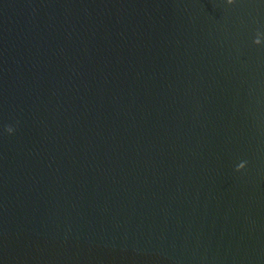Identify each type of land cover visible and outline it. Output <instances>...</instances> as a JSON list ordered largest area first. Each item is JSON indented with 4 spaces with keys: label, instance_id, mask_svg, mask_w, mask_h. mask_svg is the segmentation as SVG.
<instances>
[{
    "label": "water",
    "instance_id": "1",
    "mask_svg": "<svg viewBox=\"0 0 264 264\" xmlns=\"http://www.w3.org/2000/svg\"><path fill=\"white\" fill-rule=\"evenodd\" d=\"M0 264H264V0H0Z\"/></svg>",
    "mask_w": 264,
    "mask_h": 264
},
{
    "label": "clouds",
    "instance_id": "2",
    "mask_svg": "<svg viewBox=\"0 0 264 264\" xmlns=\"http://www.w3.org/2000/svg\"><path fill=\"white\" fill-rule=\"evenodd\" d=\"M229 3H232V0H228ZM255 43L259 44L260 43V40L259 38L256 39ZM7 131L9 133H12L14 131V129L11 127V126H8L7 127ZM244 167V162H242L241 164L238 165V168H243Z\"/></svg>",
    "mask_w": 264,
    "mask_h": 264
}]
</instances>
